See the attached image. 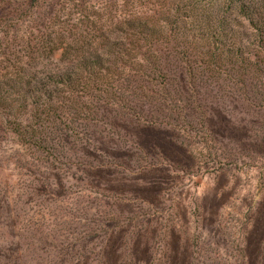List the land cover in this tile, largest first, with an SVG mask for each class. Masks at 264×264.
<instances>
[{
	"label": "rangeland",
	"instance_id": "rangeland-1",
	"mask_svg": "<svg viewBox=\"0 0 264 264\" xmlns=\"http://www.w3.org/2000/svg\"><path fill=\"white\" fill-rule=\"evenodd\" d=\"M52 1L0 0V264H264V111L216 88L168 118L84 120L88 96L47 85L67 42L36 52L69 27Z\"/></svg>",
	"mask_w": 264,
	"mask_h": 264
},
{
	"label": "trees",
	"instance_id": "trees-1",
	"mask_svg": "<svg viewBox=\"0 0 264 264\" xmlns=\"http://www.w3.org/2000/svg\"><path fill=\"white\" fill-rule=\"evenodd\" d=\"M131 1L48 3L49 20L69 24L36 42L37 54L48 56L67 42L61 59L68 67L47 83H54L58 99L70 95L77 107L88 96L91 106L80 108L89 122L94 116L104 122L107 113L137 122L168 118L163 111L205 104L216 88L264 111V0H172L173 8L160 0L157 10L144 14L128 11ZM92 38L103 43L94 49ZM57 132L64 139L63 129Z\"/></svg>",
	"mask_w": 264,
	"mask_h": 264
}]
</instances>
